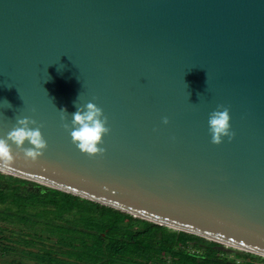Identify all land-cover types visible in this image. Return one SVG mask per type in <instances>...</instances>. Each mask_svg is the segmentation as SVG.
I'll list each match as a JSON object with an SVG mask.
<instances>
[{
	"label": "water",
	"instance_id": "1",
	"mask_svg": "<svg viewBox=\"0 0 264 264\" xmlns=\"http://www.w3.org/2000/svg\"><path fill=\"white\" fill-rule=\"evenodd\" d=\"M88 102L95 157L59 111ZM23 117L48 148L5 174L264 258V0H0V137Z\"/></svg>",
	"mask_w": 264,
	"mask_h": 264
},
{
	"label": "trees",
	"instance_id": "2",
	"mask_svg": "<svg viewBox=\"0 0 264 264\" xmlns=\"http://www.w3.org/2000/svg\"><path fill=\"white\" fill-rule=\"evenodd\" d=\"M222 247L0 173V264H264L263 257Z\"/></svg>",
	"mask_w": 264,
	"mask_h": 264
},
{
	"label": "clouds",
	"instance_id": "3",
	"mask_svg": "<svg viewBox=\"0 0 264 264\" xmlns=\"http://www.w3.org/2000/svg\"><path fill=\"white\" fill-rule=\"evenodd\" d=\"M75 106L76 111L71 114L70 123L67 110H59L61 120L64 122L63 127L70 133L72 143L90 157L106 154L107 148L100 145L104 144L103 138L111 134V128L108 126V117L104 114V110L93 102L83 106H78L76 103ZM230 121V109L224 105H218L217 109L209 114L211 143L219 145L225 138L229 142L235 139L236 133L232 131ZM162 123L169 124L168 117H164ZM41 127L30 117L17 118L15 126L8 131L6 137H0V173L11 171L21 153L26 161L31 162H37L44 155L48 143ZM12 144L19 149L15 155Z\"/></svg>",
	"mask_w": 264,
	"mask_h": 264
},
{
	"label": "rangeland",
	"instance_id": "4",
	"mask_svg": "<svg viewBox=\"0 0 264 264\" xmlns=\"http://www.w3.org/2000/svg\"><path fill=\"white\" fill-rule=\"evenodd\" d=\"M231 257H233L234 255H230ZM241 261H244V259H240ZM246 260V259H245Z\"/></svg>",
	"mask_w": 264,
	"mask_h": 264
}]
</instances>
